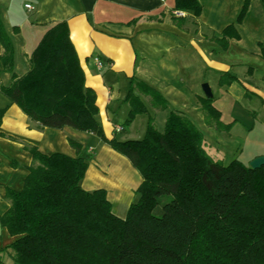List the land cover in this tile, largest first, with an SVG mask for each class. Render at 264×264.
Wrapping results in <instances>:
<instances>
[{"label": "trees", "instance_id": "1", "mask_svg": "<svg viewBox=\"0 0 264 264\" xmlns=\"http://www.w3.org/2000/svg\"><path fill=\"white\" fill-rule=\"evenodd\" d=\"M249 1L244 0L237 23ZM175 9L198 16L201 6L198 0H175ZM0 44L3 70L10 73L0 92L11 103L42 127L94 134L125 157L142 180L138 200L119 218L105 190L81 188L89 155H47L27 147L32 163L22 189H6L9 208L0 217V225L15 237L2 250L11 264H264V166L251 169L237 159L225 165L212 158L202 134L182 112L170 111L164 128L156 129L135 91L148 97L153 109L165 111L169 104L134 77L122 128L147 115L144 136L106 139L96 118L95 92L85 84L66 22L48 26L21 76L13 71V45L1 18ZM237 81L224 73L219 85ZM197 99L206 125L230 131L232 124L222 123L213 97ZM5 111L0 110V125ZM0 136L5 135L0 131ZM160 199L164 203L156 215Z\"/></svg>", "mask_w": 264, "mask_h": 264}, {"label": "crops", "instance_id": "2", "mask_svg": "<svg viewBox=\"0 0 264 264\" xmlns=\"http://www.w3.org/2000/svg\"><path fill=\"white\" fill-rule=\"evenodd\" d=\"M198 1L201 10L194 16L189 10L175 9V0H0V18L13 45V71L19 76L29 69L28 59L48 26L66 22L85 84L96 95V118L108 140H136L131 132L138 118L142 132L146 130L148 116L137 115L122 132L114 131L128 118L130 107L125 98L133 77L168 102V109L159 111L151 107L148 97L135 91L149 116L154 122L160 118L161 124L175 110L201 125L197 98H205L203 84L209 86L220 112L225 103L238 107L246 101V109L238 107L242 128L231 133L233 126L229 134L237 141L230 160L248 166L264 156V0H250L240 23L237 17L244 0ZM176 12L184 16L178 17ZM176 17L182 20L178 23ZM230 26L231 30L224 32ZM14 27L17 33L12 31ZM2 52L0 44V57ZM95 56L104 61L102 70L96 69ZM224 73L238 81L220 86ZM9 82L10 73L3 70L0 60V85ZM254 100L260 105H253ZM1 109L6 111L0 125L5 135L0 136V217L9 208L6 189H22L32 163L27 147L47 155H89L81 188L87 192L105 190L111 210L119 218L138 200L139 173L94 134L70 127H42L0 92ZM14 240L0 225V264H11L8 252L2 250Z\"/></svg>", "mask_w": 264, "mask_h": 264}, {"label": "rangeland", "instance_id": "3", "mask_svg": "<svg viewBox=\"0 0 264 264\" xmlns=\"http://www.w3.org/2000/svg\"><path fill=\"white\" fill-rule=\"evenodd\" d=\"M198 101V99H197ZM215 101V100H214ZM254 103H252L253 105L257 106L256 104H258V106L260 105V103L257 100L253 101ZM199 103V102H198ZM215 106V103H213ZM246 101L241 102L240 104H238V107L240 106V108L242 110L246 109ZM200 105V109H201V104ZM217 108V106H215ZM238 107H236L235 105H231V104H226L223 107V110L221 111V116L223 115L224 118L220 117V120L222 121L223 124H228L231 123V129L234 126L232 132L231 131H224L222 129H218L217 127L213 126V127H209L208 125H206L205 120H204V115L201 109V115L203 118V122L201 125H199V122H196L197 124H194L195 127L200 131V133L202 134L204 141L206 144L205 148L208 152V154L214 158L217 159L219 161H222L223 164H228L231 160L232 154L235 152L236 150V145H237V141L235 138L231 139V135L229 134L230 132H236L239 131L241 127L240 124V118H242L241 116H238L240 114V110H238ZM245 107V108H244ZM218 109V108H217ZM235 113V114H233ZM242 113V111H241ZM243 114V113H242ZM241 114V115H242ZM140 115H144V114H140ZM237 115V116H235ZM240 117L239 120L233 121L232 117ZM141 118L136 119V121H134L133 123V129L131 134L134 135L133 139H141L144 136L145 132H142L143 129H141V122H140ZM165 124V123H164ZM164 124L160 123V118L155 119V127L158 130H162L164 128ZM230 129V130H231ZM146 131V130H145ZM229 134V135H228ZM212 145V146H209ZM164 203V201L162 199L159 200V205L157 206V208L155 209L154 213L157 215V213H160V209H161V205Z\"/></svg>", "mask_w": 264, "mask_h": 264}, {"label": "water", "instance_id": "4", "mask_svg": "<svg viewBox=\"0 0 264 264\" xmlns=\"http://www.w3.org/2000/svg\"><path fill=\"white\" fill-rule=\"evenodd\" d=\"M202 91L204 93L205 98H210L212 97L211 90L207 84L202 85ZM251 169H259L260 167L264 166V156L257 157L253 159L249 165Z\"/></svg>", "mask_w": 264, "mask_h": 264}, {"label": "built area", "instance_id": "5", "mask_svg": "<svg viewBox=\"0 0 264 264\" xmlns=\"http://www.w3.org/2000/svg\"><path fill=\"white\" fill-rule=\"evenodd\" d=\"M25 8L29 10L33 9L30 5H25ZM175 15L178 17L184 16V14L181 12H176ZM93 62L97 70H102L105 67L104 61L98 56L93 57ZM114 131L116 133H120L123 131V128L122 126H115Z\"/></svg>", "mask_w": 264, "mask_h": 264}]
</instances>
